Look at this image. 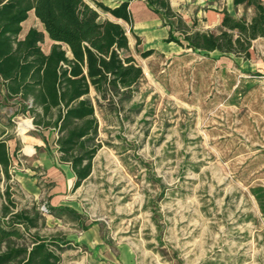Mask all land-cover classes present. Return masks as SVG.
Returning a JSON list of instances; mask_svg holds the SVG:
<instances>
[{
  "label": "rangeland",
  "instance_id": "rangeland-1",
  "mask_svg": "<svg viewBox=\"0 0 264 264\" xmlns=\"http://www.w3.org/2000/svg\"><path fill=\"white\" fill-rule=\"evenodd\" d=\"M128 9L130 31L115 22L142 78L121 110L95 106L101 147L75 191L56 163L54 135L16 115L0 89L10 158L7 176L0 168V215L8 201L12 210L38 207L43 220L19 226L17 244L30 246L33 235L66 242L58 264H264V42L251 44L248 60L194 55L163 43L166 28L146 9L140 17ZM23 26L43 30L32 16ZM87 97L95 105L93 91ZM61 181L67 189L54 193ZM45 205L61 209L47 215Z\"/></svg>",
  "mask_w": 264,
  "mask_h": 264
},
{
  "label": "trees",
  "instance_id": "trees-1",
  "mask_svg": "<svg viewBox=\"0 0 264 264\" xmlns=\"http://www.w3.org/2000/svg\"><path fill=\"white\" fill-rule=\"evenodd\" d=\"M90 2L93 7L83 0H0L2 99L16 106V115L30 116L37 131L54 135L57 162L73 176L70 192L89 176L91 161L101 147L95 106L121 110L142 78L140 67L128 54L127 37L115 22L125 23L130 31V3L142 2L160 20L167 29L163 43L194 55L217 52L248 60L252 42L264 39V6L259 0H232L233 5L251 6L254 16L249 22L234 20L222 10L216 33L198 31L194 21L187 24L167 0H120L113 8L98 0ZM97 11L114 21H99ZM30 12L43 30L30 28L23 35L21 25ZM44 39L50 43L46 53L41 49ZM151 53L147 50L140 56ZM90 90L95 105L87 97ZM1 136L0 168L7 176L10 158L7 139ZM41 139L48 152L44 136ZM8 203L0 215V264H58L59 254L68 249L66 242L33 235L30 246L17 244L24 240L19 226L29 231L43 220L38 207L12 210L13 202ZM43 209L53 215L61 208L45 205Z\"/></svg>",
  "mask_w": 264,
  "mask_h": 264
},
{
  "label": "crops",
  "instance_id": "crops-1",
  "mask_svg": "<svg viewBox=\"0 0 264 264\" xmlns=\"http://www.w3.org/2000/svg\"><path fill=\"white\" fill-rule=\"evenodd\" d=\"M98 1L101 2L102 4L105 3V2H102V0H98ZM106 1H109V0H106ZM114 1H115L114 6H107V7L113 8L120 3V0H114ZM167 1L169 3L170 8L174 12L179 14L180 17L186 23L190 22L191 20H193V21L196 20L199 22H201V20H205V23H206L205 27L206 28L204 27V29H208V30H211L212 28H216L219 25V22H220V19L222 16L221 15L222 10H224L234 20H242L245 22H249L252 19V17L254 16V10L251 6H247L245 3L239 4V5H233L232 0H167ZM259 1H260V4L262 6H264V0H259ZM130 4H132V6L134 8L133 10L131 9V12H132V15H134L135 17H140L141 15H143V9H146V11L148 13H151L150 11L147 10V8L145 7V5L142 2H132ZM103 5H105V4H103ZM31 16L34 17L33 12L29 13L28 19ZM155 18H156V21H158L160 23V20L156 16H155ZM28 19L25 22H23L21 25L23 35H25V33L28 31V29H30V28H27L26 31L23 30V27H24L23 25H25L27 23ZM160 25H161V23H160ZM40 26L42 27L41 24H40ZM163 28L164 27H162V29ZM37 30H40V28ZM161 35H166V31L163 30V32H161ZM256 41L264 42V39H257L255 41H253L252 44ZM169 44H172V43H169ZM211 53H214V52H211ZM208 54H210V53H208ZM90 91H92V90H90ZM55 157H56L55 158L56 163L60 164L57 162L56 153H55ZM60 166L65 168V170L68 173L66 178H67V180H69L68 190L70 191V187H71V184L73 181V176H72L69 168L66 165L60 164ZM49 175H50V173H49ZM54 179H56V176H54ZM54 183H55V192L54 193H57V192L62 193L67 189V187L65 186V183L62 181L60 184H58V182H54Z\"/></svg>",
  "mask_w": 264,
  "mask_h": 264
},
{
  "label": "built area",
  "instance_id": "built-area-1",
  "mask_svg": "<svg viewBox=\"0 0 264 264\" xmlns=\"http://www.w3.org/2000/svg\"><path fill=\"white\" fill-rule=\"evenodd\" d=\"M43 209V208H42Z\"/></svg>",
  "mask_w": 264,
  "mask_h": 264
}]
</instances>
